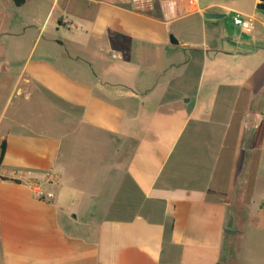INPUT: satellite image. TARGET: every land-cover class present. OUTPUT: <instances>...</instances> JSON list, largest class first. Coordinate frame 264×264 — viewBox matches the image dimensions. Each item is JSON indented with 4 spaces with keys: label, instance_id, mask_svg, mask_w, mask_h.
Instances as JSON below:
<instances>
[{
    "label": "crops",
    "instance_id": "obj_1",
    "mask_svg": "<svg viewBox=\"0 0 264 264\" xmlns=\"http://www.w3.org/2000/svg\"><path fill=\"white\" fill-rule=\"evenodd\" d=\"M258 4L0 0V264H264Z\"/></svg>",
    "mask_w": 264,
    "mask_h": 264
},
{
    "label": "built area",
    "instance_id": "obj_2",
    "mask_svg": "<svg viewBox=\"0 0 264 264\" xmlns=\"http://www.w3.org/2000/svg\"><path fill=\"white\" fill-rule=\"evenodd\" d=\"M233 22L235 25H237L239 28H241V30H243L246 33H249L251 30V23L248 20H245L243 18H241L240 16H235L233 18ZM46 194L43 193H39L38 197L41 199H44Z\"/></svg>",
    "mask_w": 264,
    "mask_h": 264
},
{
    "label": "rangeland",
    "instance_id": "obj_3",
    "mask_svg": "<svg viewBox=\"0 0 264 264\" xmlns=\"http://www.w3.org/2000/svg\"><path fill=\"white\" fill-rule=\"evenodd\" d=\"M178 81V79L167 80L163 82V85L168 84V87L171 88L174 92L180 93V91H183V89L181 88V85L178 83Z\"/></svg>",
    "mask_w": 264,
    "mask_h": 264
},
{
    "label": "water",
    "instance_id": "obj_4",
    "mask_svg": "<svg viewBox=\"0 0 264 264\" xmlns=\"http://www.w3.org/2000/svg\"><path fill=\"white\" fill-rule=\"evenodd\" d=\"M260 4L257 5V8L259 9H264V0H259ZM205 16L207 18H214V17H218L217 14H205ZM170 42L172 43H176V40L174 39V37L172 35L169 36Z\"/></svg>",
    "mask_w": 264,
    "mask_h": 264
},
{
    "label": "trees",
    "instance_id": "obj_5",
    "mask_svg": "<svg viewBox=\"0 0 264 264\" xmlns=\"http://www.w3.org/2000/svg\"><path fill=\"white\" fill-rule=\"evenodd\" d=\"M20 1L21 0H15L16 3H19ZM5 145H6L5 141L4 140L1 141V143H0V163H1L3 156H4V153H5Z\"/></svg>",
    "mask_w": 264,
    "mask_h": 264
}]
</instances>
